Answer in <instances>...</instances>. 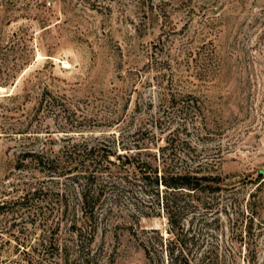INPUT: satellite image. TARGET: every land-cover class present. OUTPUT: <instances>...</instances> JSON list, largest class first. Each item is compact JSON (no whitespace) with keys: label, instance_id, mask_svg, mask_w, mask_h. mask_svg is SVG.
Instances as JSON below:
<instances>
[{"label":"rangeland","instance_id":"rangeland-1","mask_svg":"<svg viewBox=\"0 0 264 264\" xmlns=\"http://www.w3.org/2000/svg\"><path fill=\"white\" fill-rule=\"evenodd\" d=\"M190 96L197 116L175 107ZM87 145L128 175L101 186L95 219L60 205L65 189L76 201L63 168L82 159L66 154ZM185 152L223 178L227 214L204 228L198 215L197 244L222 264H264V0H0V264H170L141 169ZM30 184L48 191V216L11 203Z\"/></svg>","mask_w":264,"mask_h":264},{"label":"trees","instance_id":"trees-1","mask_svg":"<svg viewBox=\"0 0 264 264\" xmlns=\"http://www.w3.org/2000/svg\"><path fill=\"white\" fill-rule=\"evenodd\" d=\"M175 107L181 113L184 111L191 112L189 109H192L195 116L200 113L199 110L201 109L196 99L191 96L180 99V103L178 102ZM102 151L104 152L99 145L90 147L87 145L82 150V154H73L72 152L66 154L67 158L78 156L82 159L79 162L75 161L76 164L73 167L63 168L66 169L65 173H67L64 175L71 181V187L76 196V201L72 203L65 189L60 200L63 215L73 211L75 216L80 215L85 216L86 219H95L101 204V191L104 184L117 179L120 182L127 181L128 175L122 176V172H127H125L126 162L120 161L123 156L118 155L116 157L120 161L117 163L110 158L113 157L112 154H102ZM28 155L35 157L36 163L43 168H51L55 164L54 158L42 153L31 152ZM195 159L193 152H185L181 159L182 163L178 166L173 164L175 161L173 158L168 161L167 159L164 160L161 165L154 169L152 164L146 162L143 165L144 168L141 169L143 173L141 177L142 189L144 188L143 191L146 195L154 196L153 200L157 204L158 215L164 214L171 228L170 231L174 239L170 241L166 250L171 260L170 264H222L218 249L212 243L209 242L207 248L197 244L196 238L199 240L200 233L194 230V224L198 215L204 228L209 225V222H204V220L207 221L208 216L227 214L226 207L223 209L219 207L223 178L217 169H211L207 163L197 162ZM71 163L74 165L73 161L69 165ZM93 166L95 167L93 168ZM257 179H264V174L260 173ZM100 180H102L101 183H99ZM31 185H28L20 196L11 200V203L32 217L37 215L48 216V212H45L47 209L38 203L40 199L46 200L48 191L44 187ZM147 189L154 190L147 191ZM9 203H1L0 209L6 208ZM252 207L254 208V202L251 201L244 211L240 212L238 208L239 210L233 211V213L237 215V218L245 216L246 213H248V218L253 217ZM250 219L253 222V218ZM72 225H76V220L72 222ZM203 228L201 229L203 230ZM247 228L242 233H246V236L250 238L251 228L248 230ZM143 246L147 258L153 261L157 250L147 242Z\"/></svg>","mask_w":264,"mask_h":264},{"label":"built area","instance_id":"built-area-1","mask_svg":"<svg viewBox=\"0 0 264 264\" xmlns=\"http://www.w3.org/2000/svg\"><path fill=\"white\" fill-rule=\"evenodd\" d=\"M70 67V65L68 64V68Z\"/></svg>","mask_w":264,"mask_h":264}]
</instances>
